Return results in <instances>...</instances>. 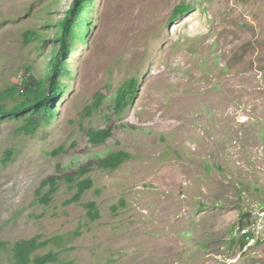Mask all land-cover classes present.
<instances>
[{"label":"rangeland","instance_id":"rangeland-1","mask_svg":"<svg viewBox=\"0 0 264 264\" xmlns=\"http://www.w3.org/2000/svg\"><path fill=\"white\" fill-rule=\"evenodd\" d=\"M72 2L0 0V90L25 73L48 75L56 22ZM181 4L192 12L169 27ZM90 7L56 118L33 137L16 134L21 119L1 122L0 240L61 238L38 253H58L56 264H264V0ZM27 32L45 37L25 43ZM131 79L136 97L115 113L119 85ZM107 127L106 144L88 143L85 130ZM119 151L129 159L112 172L93 168L80 203L67 205L75 191L65 184L49 206L35 201L43 181ZM0 264H12L10 255Z\"/></svg>","mask_w":264,"mask_h":264},{"label":"trees","instance_id":"trees-1","mask_svg":"<svg viewBox=\"0 0 264 264\" xmlns=\"http://www.w3.org/2000/svg\"><path fill=\"white\" fill-rule=\"evenodd\" d=\"M93 0H73L71 8L65 13L62 20L56 22L60 33L56 38L58 49L48 71V75L43 79H36L34 76L25 73L20 82L16 81L6 89L0 90V125L7 119L22 120L17 128L16 134H24L33 137L41 128L49 125L57 115L56 104L60 101L64 87L61 79L67 74L66 64L71 55L81 31L84 15L91 9ZM192 7L181 4L172 11L167 25L173 26L182 18L192 12ZM87 31V29H85ZM45 35L39 32H27L23 36V42L29 43L44 39ZM137 92V82L134 79L123 82L119 85L114 101V112L120 113L129 107ZM108 95L107 88L99 91L94 99L91 110L98 111ZM112 127L106 129H88L84 131L87 141L93 146H102L112 137ZM62 153V152H61ZM60 151L53 152L52 156H58ZM11 153L6 152L2 163L6 164L10 160ZM129 159V155L124 152H115L99 159L97 162H88L78 171L58 176L50 177L40 184L36 192V202L43 206H49L56 195L60 184L67 185L75 191L69 204L80 203L83 195L93 188L92 180L87 175L96 168L100 171H115ZM87 217L93 222L99 219L97 205L89 202L85 205ZM115 210V209H114ZM245 240L252 239L251 234L244 236ZM61 238H54L41 241L40 237L27 240H20L9 247V243L0 240V260L4 255H10L12 264H56L58 253L48 252L44 255L38 253L47 248L50 244L59 246Z\"/></svg>","mask_w":264,"mask_h":264}]
</instances>
